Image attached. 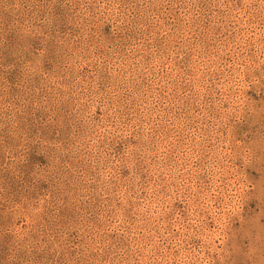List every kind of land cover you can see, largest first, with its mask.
I'll return each instance as SVG.
<instances>
[{"label":"rangeland","instance_id":"rangeland-1","mask_svg":"<svg viewBox=\"0 0 264 264\" xmlns=\"http://www.w3.org/2000/svg\"><path fill=\"white\" fill-rule=\"evenodd\" d=\"M0 264H264V0H0Z\"/></svg>","mask_w":264,"mask_h":264}]
</instances>
